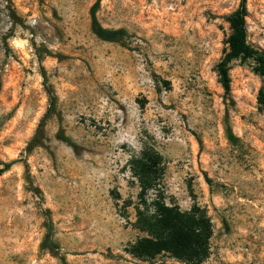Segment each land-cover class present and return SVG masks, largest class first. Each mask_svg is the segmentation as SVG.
Wrapping results in <instances>:
<instances>
[{
  "label": "rangeland",
  "instance_id": "1",
  "mask_svg": "<svg viewBox=\"0 0 264 264\" xmlns=\"http://www.w3.org/2000/svg\"><path fill=\"white\" fill-rule=\"evenodd\" d=\"M96 1L0 0V264H183L127 253L144 151L150 199L206 212L203 264H264V0H247L257 58L230 64L229 96L218 66L242 0H102L115 42L92 30Z\"/></svg>",
  "mask_w": 264,
  "mask_h": 264
},
{
  "label": "trees",
  "instance_id": "2",
  "mask_svg": "<svg viewBox=\"0 0 264 264\" xmlns=\"http://www.w3.org/2000/svg\"><path fill=\"white\" fill-rule=\"evenodd\" d=\"M102 0H97L91 9L92 30L101 40L107 42L117 41L124 31L104 28L98 20L97 12ZM247 0H242L240 8L231 16L230 25L232 34L228 41L229 52L218 66L221 85L225 95L231 94L230 64L237 59L257 58V53L247 42ZM264 64V61H260ZM50 95V110L47 116L56 114L55 98ZM42 127L34 139L35 144H40ZM231 135V132H229ZM60 140L72 145L71 140L62 131ZM160 161L157 155L144 151L139 159L133 161L135 175L140 181V202L136 207V228L144 234L132 244L127 253L133 258L152 262L158 257L169 255L177 262L183 264H203L210 254V240L212 228L206 212L194 208L190 212H183L177 206H169L160 195L154 199L149 198V193L157 188ZM7 168L0 169V176ZM65 264V263H64Z\"/></svg>",
  "mask_w": 264,
  "mask_h": 264
}]
</instances>
